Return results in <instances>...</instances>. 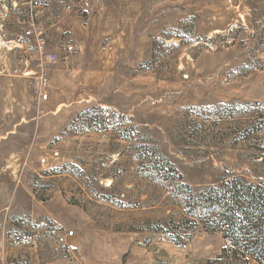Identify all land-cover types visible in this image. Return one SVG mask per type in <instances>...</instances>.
<instances>
[{
	"label": "rangeland",
	"instance_id": "374dc122",
	"mask_svg": "<svg viewBox=\"0 0 264 264\" xmlns=\"http://www.w3.org/2000/svg\"><path fill=\"white\" fill-rule=\"evenodd\" d=\"M80 1L33 5L48 99L0 75V264H205L195 197L264 180V0Z\"/></svg>",
	"mask_w": 264,
	"mask_h": 264
},
{
	"label": "trees",
	"instance_id": "16d2710c",
	"mask_svg": "<svg viewBox=\"0 0 264 264\" xmlns=\"http://www.w3.org/2000/svg\"><path fill=\"white\" fill-rule=\"evenodd\" d=\"M200 203L207 207L204 230L219 233L225 242L220 254L205 264H264V180L224 178L196 196L193 207Z\"/></svg>",
	"mask_w": 264,
	"mask_h": 264
},
{
	"label": "built area",
	"instance_id": "2783aa9c",
	"mask_svg": "<svg viewBox=\"0 0 264 264\" xmlns=\"http://www.w3.org/2000/svg\"><path fill=\"white\" fill-rule=\"evenodd\" d=\"M36 0H0V75L19 78L34 85L36 95L40 99L49 98L50 67L64 56L75 51L71 42H61V49L50 50L49 36L43 27L36 25L33 17V5ZM81 8L92 6L89 0L80 1ZM23 7V8H22ZM71 5L67 8L71 9ZM88 10V9H87ZM12 11H19L18 16L25 27L22 32L10 36L7 30L8 16ZM27 15H31L27 18ZM45 162V158H41ZM73 235L71 231L69 233ZM66 237L60 241L65 245Z\"/></svg>",
	"mask_w": 264,
	"mask_h": 264
},
{
	"label": "crops",
	"instance_id": "0c3cea01",
	"mask_svg": "<svg viewBox=\"0 0 264 264\" xmlns=\"http://www.w3.org/2000/svg\"><path fill=\"white\" fill-rule=\"evenodd\" d=\"M56 0H36L35 1V7L38 10H42L41 12L50 14L53 10L54 4ZM101 1V10L104 12L110 10L109 4L105 0ZM23 8V7H22ZM20 12L19 11H12L7 23V30L9 35L15 36L22 32L23 28L25 27L24 24H22L18 18ZM94 17L90 19L93 20ZM3 100V78L0 76V103ZM6 136L2 135V131L0 130V143L2 142V139H5Z\"/></svg>",
	"mask_w": 264,
	"mask_h": 264
}]
</instances>
